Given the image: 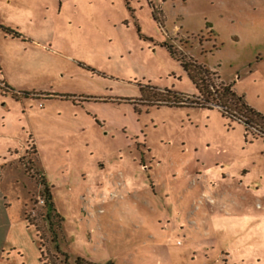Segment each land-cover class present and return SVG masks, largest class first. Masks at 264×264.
<instances>
[{
  "label": "rangeland",
  "instance_id": "rangeland-1",
  "mask_svg": "<svg viewBox=\"0 0 264 264\" xmlns=\"http://www.w3.org/2000/svg\"><path fill=\"white\" fill-rule=\"evenodd\" d=\"M169 45L264 115V0H0V264H264V124Z\"/></svg>",
  "mask_w": 264,
  "mask_h": 264
},
{
  "label": "trees",
  "instance_id": "trees-1",
  "mask_svg": "<svg viewBox=\"0 0 264 264\" xmlns=\"http://www.w3.org/2000/svg\"><path fill=\"white\" fill-rule=\"evenodd\" d=\"M3 28V27H2ZM6 32L13 33L12 30L3 28ZM169 51L172 55L177 57L180 61L181 66L186 71L188 77L196 86L199 91V96L201 100L190 99L188 97L179 96L178 99L173 100L171 105L173 104H186V105H198L201 107L207 106L208 103H212L216 105L223 115L232 116L239 120H243L246 124L252 126L257 123L264 124V115L260 112L256 111L254 108L249 106L243 99L241 95H238L233 89L231 84L219 83L217 86L211 81V72L205 65L198 63L194 59L184 60L181 56L177 55L174 51L172 45L168 46ZM5 87L11 91L12 89L9 86L5 85ZM166 92V90H165ZM21 94L28 96L34 94L32 92H22ZM158 94V93H157ZM41 183L43 185V195H44V205L46 206V218L50 220L54 215L59 216V220L61 221V217L58 213L52 215V211H54V204L52 201V195L49 187L45 184L44 175L41 173ZM27 218V217H26ZM55 242V240H54ZM54 248L57 253L63 256V260L65 264H70L68 262V256L66 253L62 252L57 243L55 242ZM72 264H95L90 261L85 260L81 257H76Z\"/></svg>",
  "mask_w": 264,
  "mask_h": 264
}]
</instances>
